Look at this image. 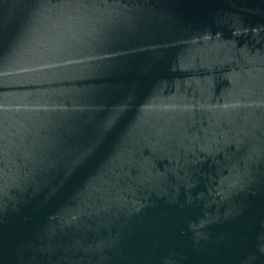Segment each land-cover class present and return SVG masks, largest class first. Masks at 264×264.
<instances>
[{
	"label": "water",
	"instance_id": "obj_1",
	"mask_svg": "<svg viewBox=\"0 0 264 264\" xmlns=\"http://www.w3.org/2000/svg\"><path fill=\"white\" fill-rule=\"evenodd\" d=\"M0 264H264V0H0Z\"/></svg>",
	"mask_w": 264,
	"mask_h": 264
},
{
	"label": "snow or ice",
	"instance_id": "obj_2",
	"mask_svg": "<svg viewBox=\"0 0 264 264\" xmlns=\"http://www.w3.org/2000/svg\"><path fill=\"white\" fill-rule=\"evenodd\" d=\"M80 35L71 28L53 29L46 37L43 48L33 49L23 44L14 45L11 55L4 58V65L16 71L43 73L46 66L52 64L62 52L82 41L78 39Z\"/></svg>",
	"mask_w": 264,
	"mask_h": 264
}]
</instances>
